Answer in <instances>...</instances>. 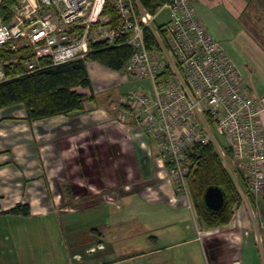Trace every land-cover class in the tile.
<instances>
[{
    "label": "crops",
    "instance_id": "0c3cea01",
    "mask_svg": "<svg viewBox=\"0 0 264 264\" xmlns=\"http://www.w3.org/2000/svg\"><path fill=\"white\" fill-rule=\"evenodd\" d=\"M247 2L194 6L261 95L264 49L245 28ZM86 70L79 112L29 122L22 105L0 109V264H264V188L228 224L202 227L152 138L121 112L119 86L132 77L90 60ZM16 205L29 214L7 213Z\"/></svg>",
    "mask_w": 264,
    "mask_h": 264
},
{
    "label": "built area",
    "instance_id": "2783aa9c",
    "mask_svg": "<svg viewBox=\"0 0 264 264\" xmlns=\"http://www.w3.org/2000/svg\"><path fill=\"white\" fill-rule=\"evenodd\" d=\"M163 10L167 21L155 24ZM118 41L131 48L122 71L150 88L133 86L119 101L127 107L121 112L152 138L175 192L189 198L186 153L210 143L230 173L231 162L242 172L243 199L257 197L264 188V94L250 92L206 32L194 0H164L154 12L139 0H0V50L14 52L11 61L22 57L28 71L40 58L58 65L85 57L90 44ZM6 63L0 62V82Z\"/></svg>",
    "mask_w": 264,
    "mask_h": 264
},
{
    "label": "trees",
    "instance_id": "16d2710c",
    "mask_svg": "<svg viewBox=\"0 0 264 264\" xmlns=\"http://www.w3.org/2000/svg\"><path fill=\"white\" fill-rule=\"evenodd\" d=\"M149 11L154 12L164 0H139ZM104 14L108 13L104 8ZM149 38V37H147ZM264 48V46H262ZM20 51V50H19ZM27 48L21 55L27 56ZM13 53L0 50V60L12 58ZM131 55V48L118 41L112 47L90 44L88 54L62 64L52 65L48 58H40L37 68L28 71L20 61L2 67L6 79L0 82V109L22 105L29 122L79 112L83 108L84 94L77 88H90L86 62L94 61L113 71H122ZM10 56V57H9ZM190 163L187 184L195 215L202 227L211 229L229 223L233 211L242 201L238 187L245 190L241 172L230 173L224 166L212 144L195 145L186 153ZM209 186H216L225 195V204L218 212L205 208L202 195ZM7 213L27 216V205H16Z\"/></svg>",
    "mask_w": 264,
    "mask_h": 264
},
{
    "label": "rangeland",
    "instance_id": "374dc122",
    "mask_svg": "<svg viewBox=\"0 0 264 264\" xmlns=\"http://www.w3.org/2000/svg\"><path fill=\"white\" fill-rule=\"evenodd\" d=\"M168 19V11L163 10L160 15L158 16L157 20L155 21V24H163ZM243 21L245 28L247 32L251 35L253 40L258 43L261 47L264 45V0H251V2H247V6L244 10L243 15ZM263 48V47H262ZM264 49V48H263ZM8 50L9 49H3ZM10 57V56H9ZM10 58H3L0 60V62H3V60L7 61L5 65L8 64H15L18 61H11ZM119 74H122L121 72ZM260 72H258L257 75H259ZM137 86L143 87L144 90L149 91L150 88L145 81L137 80L134 78H131L129 81H127L125 84H121L119 86V96H123L127 94L129 90ZM215 139L219 143H224L225 139L224 137L218 135L215 133ZM229 163L231 162L228 158ZM251 197H248V200H250ZM241 204V203H240Z\"/></svg>",
    "mask_w": 264,
    "mask_h": 264
},
{
    "label": "water",
    "instance_id": "95a60500",
    "mask_svg": "<svg viewBox=\"0 0 264 264\" xmlns=\"http://www.w3.org/2000/svg\"><path fill=\"white\" fill-rule=\"evenodd\" d=\"M202 201L207 210L218 212L225 204V195L220 188L209 186L202 195Z\"/></svg>",
    "mask_w": 264,
    "mask_h": 264
}]
</instances>
